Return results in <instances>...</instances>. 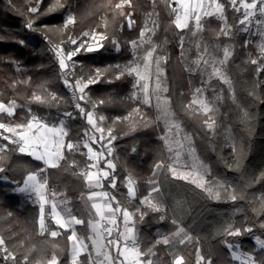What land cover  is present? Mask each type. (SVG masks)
<instances>
[{
  "label": "trees",
  "instance_id": "obj_1",
  "mask_svg": "<svg viewBox=\"0 0 264 264\" xmlns=\"http://www.w3.org/2000/svg\"><path fill=\"white\" fill-rule=\"evenodd\" d=\"M220 1L225 5L232 36L220 35L222 22L214 16L205 21L202 35L210 42L231 41L234 45L230 66L235 74L238 98L233 99L227 94L224 106L228 118L226 124L232 126L235 136L234 149L225 147L223 130L217 129V136L214 137L204 124L208 117L187 107L201 77L186 70L178 44L180 35L186 31L176 28L174 24L171 0H131V6L125 4L122 9L115 7L121 0H61L65 7L50 14L44 13L54 0H11V4L9 0H0V102L9 104L15 100L19 105L12 116L0 113L3 123L23 124L33 114L56 117L71 113L75 116L68 121L66 139L73 142L82 140L89 125L85 116L76 111L69 87L63 82L53 45L66 44L70 36L80 40L85 32L93 30L107 36L98 51H81L76 56L79 65H76L71 78L94 74L95 69H107L102 72L99 82L86 88L90 100L95 104L96 113L105 117V127L111 128L116 137V167L110 178L104 181L103 188L113 194L116 206L119 202L121 208L131 212L137 208L146 212L143 222L137 220L136 225L142 250L152 247L155 253V256L145 257L151 258L153 264H172L173 256L167 245L156 243V231L162 229L165 233H172L176 225L172 223L168 209L163 213L153 212L146 205L142 206L140 200L149 195V181L155 165L161 161L166 164L169 156L161 139L163 129L155 109L130 98L134 76L125 75L120 79H113V76L118 71L117 65L124 66L132 58L129 43L140 37L145 17L154 10L160 19L157 39L167 42L165 71L171 108L196 136L198 154L210 164L214 176L229 178L237 193L240 194L242 190L243 195V199L235 201H215L196 184L170 177L185 193L189 204L190 214L182 225L187 230H191L208 210L229 212L238 207L242 210L231 219L234 229H240V236L222 234L209 242L196 238L182 251L185 264H196L199 252L212 264H238L227 247L228 243H239L241 250L258 259L264 257V249L258 250L254 241L255 237L264 238V227H261L264 213L259 211L264 198V64L259 67L258 63H263L264 59L256 54L257 63L250 62L249 45L246 35L239 30L237 15L228 0ZM29 7L39 8V13L32 14L37 17L34 27L45 33L48 39L25 27ZM69 12L75 15L76 23L63 31L58 30ZM129 14L134 20L131 28L127 19ZM44 25L51 30L44 29ZM113 39L121 45L118 52L114 49ZM20 40L25 42L24 45L19 43ZM34 94L44 97L46 102H36ZM50 94H55L57 99L51 100ZM100 100L105 102L100 104ZM138 105L140 109H136ZM83 106L86 110L90 109L88 103L84 102ZM245 112L248 113L247 117ZM6 144L8 149L0 153L6 157L0 162L5 167V172L0 173V236H3L9 251L16 255V264H21L25 255L28 256V264H36L53 255L59 264H69L71 241L68 236L71 230L61 229L57 237L46 232L42 234L39 230L40 206L12 193L13 189L23 184L29 172L40 171L44 164L19 152L17 146L9 141ZM87 153L84 146L71 152L65 150L60 167L47 168L41 177L47 180L51 188L70 199L74 214L85 221L76 230L85 235L88 233L89 215L81 195L87 192V181L81 173L91 163ZM129 176L136 184L138 196L134 200L128 197L125 186ZM113 177L114 188L110 184ZM161 215L164 216L163 220L160 219ZM210 228V225L206 227ZM247 228L252 231H245ZM81 260L82 264H87V254L82 255ZM9 264L13 262L10 260Z\"/></svg>",
  "mask_w": 264,
  "mask_h": 264
},
{
  "label": "snow or ice",
  "instance_id": "obj_2",
  "mask_svg": "<svg viewBox=\"0 0 264 264\" xmlns=\"http://www.w3.org/2000/svg\"><path fill=\"white\" fill-rule=\"evenodd\" d=\"M9 3L11 4V0H9ZM127 4L131 6V0H121L120 4H117L115 7L117 9H122L123 6ZM259 4V8L257 7ZM230 5L233 7V9L237 12L241 11L243 9V18L239 21L240 24H245L246 21H249V18L252 16H255L257 11L260 12L261 15H264V0H251L249 3L248 0H240V7H237V0H230ZM65 5L61 3V0H54V3L47 9V12L44 14H50L53 13L61 8H64ZM180 12H178L174 19V24L176 28L178 29H185L189 26V21L194 19L195 22V29L201 30V12L203 13L204 17H211L216 16L218 19L225 22V27H222L220 29V35L223 36H229L230 35V28L226 25V17H225V5L223 3H220L219 0H208L207 3H205V0H196V3L192 5L191 0H180ZM173 11H176L173 9ZM29 18L27 19V22L25 24V27L29 30L36 31L35 20L36 16L32 14L39 13L38 7H29L28 8ZM121 15H123V12L121 11ZM128 19V26L129 28L132 27L134 24V20L131 18V14L127 17ZM250 22V21H249ZM76 23V17L75 15L69 13L67 17L65 18V22L62 26V28L58 29L60 31H63L64 29H67L69 25H73ZM257 23H262L261 21H257ZM157 25H155V22H153V27H149L148 24H145L144 30L140 32L139 40H133L130 42V45L133 49V55L134 60L132 62H129V64L120 66L117 65V73L114 74L113 79H120L121 77L125 75L134 76L136 83L134 84L135 87H139L140 90L144 94V101L147 103L149 101L148 96V85L147 81L150 78V67L153 63V54L156 52V46L153 45L150 50H147L142 58H138L135 55V50L140 47L143 43H145V35L146 33H153L154 34V28ZM44 29H49V26L44 25ZM107 25L105 24V28ZM244 31H247V27L244 29ZM84 36L91 35V41L92 43H89L86 40H81L79 43L77 39L72 38L71 36L68 38V42L72 45H76L74 49L69 51L67 54H65L63 47L60 44L53 45V51L55 53V56L57 58L59 68L61 70V75L64 77V84L73 89V96L78 101L85 100V89L88 88L90 85L95 84L99 82V79L101 78L102 72H106L107 69H95L94 74H89L87 76H80L74 80V82L70 83L68 80V76L72 75L74 73L75 69V63L73 62L71 65L68 63L69 61L73 60V57L76 56L83 50L84 52L91 53L96 52L100 48L103 47L99 41H102L104 39H107V36L104 34H99V39L97 38L98 34L92 33L89 34L85 32L83 34ZM46 39H48L47 35L45 36ZM50 42V41H49ZM150 43V38L147 41ZM19 43L21 45H24V41L20 40ZM63 43V42H61ZM112 43L116 45L117 51L119 50L118 42L113 39ZM181 48H183V42L181 41ZM261 51L264 52V44L261 45ZM204 53L208 54L207 47L204 48ZM222 58L218 61L220 67L215 66V64L212 66V72L209 76V79L212 77H215L219 80H221L224 84H227L229 87V91H232V82L230 78L227 77L226 73L223 72L221 69L224 65H226V62L232 55V49L230 46H226L222 48ZM198 59L195 63L197 66L200 65L201 59ZM142 59V64L140 60ZM162 60H166V57L164 56H158L155 60V64L157 67V73H156V89H160V73H159V65ZM205 65L208 64L207 60L203 61ZM253 64H256V60L250 61ZM144 81L145 83L141 84L140 82ZM110 82V81H106ZM163 91H167L166 88L163 89ZM77 92L79 95H77ZM203 90L201 88H197L195 90V95L192 100V103L189 104L187 107L192 108V105H195L199 103V108L203 112L205 116L208 115V113L214 112L215 108L211 101H208L204 98L197 100V96L202 97ZM135 95V93H133ZM51 100H56L55 94H50ZM221 97H216L215 99L219 100ZM233 98H234V92H233ZM33 99L36 102L39 103H45V98L40 95L33 96ZM160 97L157 96V108L161 111L164 118L166 119V123H168V132L171 133L173 129L176 130L177 133L181 132L182 129L180 127V124L174 119V113L170 111L169 108V102L165 99L163 103L161 104L159 102ZM105 101L100 100L99 103L103 104ZM18 105L16 104L15 100H12L9 102V104H4L3 102H0V113H7L8 116H12L15 113L16 108ZM75 107L79 109L80 113L85 116V119L87 121V124L91 126V128L94 130V132L100 133V140L104 139L105 136V128L100 126L97 122V118L94 117L92 111L85 112V109L81 107L79 103H76ZM95 107V106H94ZM138 111V110H137ZM244 115L247 117L248 113L245 112ZM66 117H71V113H65ZM105 119L104 116H99L98 120L100 122H103ZM119 119V118H117ZM209 120H211V117L206 119L204 121V124L207 126L209 130H213L215 126V121L212 120L210 123ZM0 129L4 130V132H8L11 135H3L0 133V135L3 136L4 140L9 141L10 144L17 145V149L21 153L27 152L28 155L33 156L36 160L42 161L43 164L46 166V168H58L60 167V161L63 160L65 157L63 155V149L65 148V142L64 138L68 136V130L65 126V122L62 120L59 122L58 126H52L49 127L47 123L43 121V119L36 117L35 115H32L31 119H29L26 123L23 124H17L15 126H9L5 123H0ZM85 135H88L86 132ZM107 136L111 137V139L108 141L110 144L112 140H115L116 137L112 135V129H107ZM161 139L164 140L165 145L168 147V150L171 152V144L169 143V138L167 136L161 137ZM185 140L188 141L189 144H191V137L185 134L184 137ZM89 140H92L93 142L96 141L95 135L89 136ZM54 145V149H53ZM85 148L88 149V159L91 161H99L103 153L96 152L93 150V148L85 142L83 144ZM80 143L77 142L76 144H73L72 142L67 143L66 148L68 151H72L73 149H79ZM183 147V145H181ZM8 149V145H0V153L5 152ZM135 150V149H133ZM108 156H111L112 149L107 148L106 149ZM190 152H194V149L189 148ZM176 159L179 158L180 153H176ZM6 159L5 156L0 155V162H3ZM105 164L106 168L108 170H97V171H90L86 170L81 173L82 177L87 181V186L90 189L93 188H101L102 187V180L105 178H108L110 175V171L114 172L116 165L112 162L110 159L105 158ZM91 168H96V164H92L90 166ZM164 167L163 161L160 163H157L155 165L156 169H161ZM197 167L203 168L205 172H207V169L202 164H196L194 163L192 165L193 169H196ZM45 171V169H41L39 172H29L26 176V178L23 181V187H17L15 190L20 193H27L29 195L35 194L37 197V202H39L40 205V214H39V230L43 234L45 232H49V234L52 237H57L60 235V232L52 230L50 231L49 228L46 226L45 222V204L50 203V217L55 222L56 225L59 226L61 229L65 230H71V234L68 236V239L72 241L71 245V264H81L80 256L81 254L86 253L88 260L92 261V252L88 250V244L85 243L84 238L78 237L75 225H81L84 224L85 221L83 219H78L75 215L72 214V211L70 208H64L62 211H57V204L54 202H50L45 195V190L47 188V180L44 179L43 182L40 179V173ZM168 171L171 172L173 176L178 177L179 179H188L190 175H192L191 172L180 174L177 172V169L175 167H168ZM5 172V167L2 166V163H0V173ZM153 175L155 176L156 173L154 172ZM3 179H7V177H3ZM192 183L196 184L197 187L203 188L208 195L213 199H220L221 198V192L219 190L213 191L211 187H205L204 183H200L197 180H192ZM153 185L151 188V191L149 192V195L144 197L141 201V205H146L148 209H150L153 212H164V206L160 202L158 197H152V193H159V187L156 184L155 180L149 181ZM111 186L114 188L115 185V178L110 181ZM126 188L128 197L130 199H135L136 197V186L134 179L129 176L126 180ZM218 187L220 189H223L225 192L227 198L235 201L237 199H243L242 190L241 193L238 194L237 190L235 188H230L226 184L219 183ZM53 196L56 194L53 193ZM102 201L99 202L98 201ZM87 199L89 201H92L90 207L91 209H94V215L98 217L99 219L95 222L89 220L88 224L92 231V236L89 237L91 240L92 246L95 249V256L97 258L102 257L103 259H99L95 262V264H114L113 257L110 252L105 251L106 245L104 243L105 236L104 232H107L109 236H111L113 228L111 226L117 225V213L119 212L122 216V222L124 226V231L119 232V229L117 228L118 236L116 239L108 240L107 243L110 245H113L116 247L118 251V256L123 257V260L120 261V264H153V260L151 258L145 259V257H151L155 256V253L153 252L152 247H148L146 250H142L141 248V241L139 239V234L136 230V222L137 220L139 222H143L144 216L146 215V212H142L140 208H137L135 212L129 211L127 208L121 209L119 206V202H117V207L113 208L111 201H115V197L109 198L107 192H96L92 191ZM259 211L261 213H264V198L261 200V205ZM11 215V213H9ZM161 220L164 219V216L161 215ZM101 221H106L107 227L105 224H102ZM172 223L176 225V230L171 234V236L161 234V238L156 241V243H162L164 245H169L173 242L178 244H183L185 240H191L192 237L188 235V233L185 231V229L177 224L176 220H172ZM261 227H264V224H261ZM103 230V231H102ZM227 235L230 236H240L241 231L239 228H232L231 225H229L224 230ZM245 231L251 232V228H247ZM121 239L123 240V248L121 250ZM257 244L260 246L261 249H264V240H261L259 237L256 238ZM228 248H233L232 244L227 245ZM0 254H6L4 255V260H11L13 264H16V255L9 251L8 247L5 245V240L3 236H0ZM232 255L236 259H240V256L237 254V252L233 251ZM212 264L211 260H205V257L197 253V261L196 264ZM21 264H28V256L25 255L22 259ZM36 264H59L57 258L55 255L51 256V258L43 260V261H37ZM172 264H185L184 257L182 255L173 254ZM242 264H264V257L262 258H256L252 255H246L245 258L242 260Z\"/></svg>",
  "mask_w": 264,
  "mask_h": 264
},
{
  "label": "rangeland",
  "instance_id": "obj_3",
  "mask_svg": "<svg viewBox=\"0 0 264 264\" xmlns=\"http://www.w3.org/2000/svg\"><path fill=\"white\" fill-rule=\"evenodd\" d=\"M39 1H41V0H39ZM207 2H208V0H205V3H207ZM219 2L222 3L220 0H219ZM228 2L230 3V0H228ZM248 2L250 3L251 0H248ZM191 3H192V5H194L196 3V0H191ZM171 4H172L173 9L176 10V11H174L175 16H176V14L178 12H180V10H181L180 9V0H171ZM237 7H240V0H237ZM257 7L259 8V4ZM69 13H71V12H69ZM69 13L66 14L65 18L67 17V15ZM235 13L237 15L238 23H239V21L243 18V9H241V11H239V12L235 11ZM224 14L226 17V13H224ZM214 17H216V16H214ZM208 18L209 17H204L203 13L201 12L202 29L196 30L194 19L190 20L188 28L183 29L186 32L183 35H180V37H179V42H178L179 49L181 50V53L183 55V60H184L186 70L191 74H199L201 77V79H200L201 81H200L199 85L194 89L192 97H191V101L189 104L192 103V100H193L194 95H195V90L197 88H201L203 90L202 97L197 96L196 97L197 100L199 101V99L204 98L208 101H211L214 105V108H215L214 112L208 113V115H207L208 118L211 117V120H209L210 123L212 122V120L215 121L214 129L210 130V131L213 133L214 137H216L217 136V129L223 130L224 135H225V140H226L225 147L229 148V149H234V147H235V136L233 135V132H232V126L229 124H226V123H228V121H227L228 118H227V113L224 110L227 94H230L231 97L233 98V92H234V98L233 99L238 98V88H237V84H236V80H235V74H234L233 69L230 66V61H231L232 55L234 53V45L231 41L210 42L203 37L202 32L204 30V23ZM249 21H246L245 24L239 23V25H240L239 30L242 34L246 35V42L249 45V49H250L249 50L250 51L249 60H256L257 61L258 58L255 56L256 54H259L260 57H262L264 59V52L261 51V45L264 44V15H261L260 12L257 11L255 16H252L249 18ZM257 21H261L262 23L258 24ZM153 22H155V25H157L154 28V34L153 33H146L145 38H144L146 42L143 43L140 47H138L135 50L136 57L142 58L147 50H150L153 45L156 46V52L153 54V63H152L150 70H149L150 71V78L147 81L149 101L147 103H145L143 92L140 90L139 87L134 88V84L136 83L135 77H134L132 90L130 92V98L132 99V101L140 102L141 104H144V105H150L155 109L156 116H157L158 120L160 121V123L162 125V129H163L161 137L167 136L169 138V143L171 144V148H172V151L170 152L168 150V147L166 146L168 156H169V160L166 164H164L163 168H161V169L155 168L154 172L156 173V175L155 176L152 175V177L150 178V181L155 180L156 184L159 187V193H152V197H158L160 202L164 206V210L169 209L171 217L174 220H176L177 222H179L181 225H183L184 222H186L188 217H189L190 208H189V204H188V201L186 199L185 193L181 190V188L177 184H175L170 179V177H174V178H178V177L173 176L171 174V172L168 171L169 166L175 167L177 169V172L180 174L189 173V172L192 173V175H190L188 177V179H184V180H187L189 182H191L192 180H197L200 183H204L205 187H211L213 189V191L219 190L221 192V198L220 199H213L212 198L215 201H230L231 200V199L227 198L223 189H220L218 187V182L226 184L230 188H234V186H233V184L229 178L220 179V178L214 176L213 170H212L210 164L208 162H206L198 154L197 147H196V136L186 128V126L182 122V120L176 116V114L173 112V110L171 108L170 101H169V98L167 96V91H163L164 88H166L168 90V80H167L166 71H165V63L167 60V49H166L167 42L165 40H158L157 39L160 19L158 16V12L156 10L152 11L151 13H149L145 17L144 28H145L146 23L148 24L149 27H153ZM221 22H222V27H225V22L222 20H221ZM226 25L228 28H230V35L229 36H232L231 27L227 22V17H226ZM246 27H247V31H244V29ZM144 28H143V30H144ZM47 31H49V30H47ZM87 33L98 34V36H97L98 39H99V34H102L96 30L87 31ZM149 38L151 41L150 43L147 42L149 40ZM81 40H86L89 43H92L91 35L84 36L80 40L77 39L78 43ZM136 40L138 41L139 38ZM181 41L183 42V48H181ZM102 42H103V40L99 41V43H101V44H102ZM60 45L63 47L65 54H67L69 51H71L72 49H74L76 47V45H72L69 42H66V44H60ZM118 45H119L118 51H120L121 45L119 43H118ZM226 46L231 47L232 55L228 59V61L226 62V65H224L221 70L226 73L228 78H230V80L232 82V91H229L228 85L224 84L221 80H219L215 77H212L211 79H209V76L212 72V66L215 64V66L220 67L218 61L222 58V55H223L222 48L226 47ZM205 47H207V49H208V54L204 53ZM114 49L116 52H118L116 45H114ZM81 51H83V50H81ZM130 51L132 53V58L127 63H125L124 65H127V64H129V62H132L134 60L133 49H132L131 45H130ZM76 56L73 57L72 61L68 62L70 65L74 62L75 67H76V65H79V62L76 60ZM158 56L166 57V60H162L160 62V65H159V73H160V89L159 90L156 89L157 67L155 64V60ZM201 57H203V58L201 59L200 65L197 66L195 62L198 59H200ZM204 60L208 61L207 65L204 64V62H203ZM140 62L142 64V59L140 60ZM258 63H259V67L262 64H264V62L263 63L258 62ZM68 77L70 78L72 76L69 75ZM140 83L143 84L145 82L141 81ZM133 93H135V95H133ZM85 94L88 98V101L90 104V109L86 110V107H84L83 104L81 105V107H83L85 109V112H88V111L93 112L94 117L97 118L98 124H100V126L105 128V136H104L103 140H100V133L94 132V130L89 125V128L85 131V133L87 132L88 135L84 134L83 139L80 141H77V142L80 143V146H82L85 142H87L93 148L94 151L103 153L102 158L99 160L100 163H105V158L112 160V162L114 163L116 150H115V146H114V140H112L110 144L108 143V141L111 139V137L107 136V129H109V128L105 127V125H104L105 120L103 122H100L98 120V117L100 115H98L96 113V110L94 107L95 104L93 101L90 100L89 94H88L86 89H85ZM157 96L160 97L159 102L161 104L163 103V101L165 99L169 102L168 106L170 108V111L172 113H174V119L180 124V127L182 129L181 132L177 133L175 129H173V131L171 133L168 132V123H166V119L164 118L163 114L161 113V111L156 106L158 103ZM216 97H221V98L219 100H217V99H215ZM18 107H19V105H18ZM136 109H140L139 105L136 107ZM190 109H192L198 113L203 114V112L199 108V103L192 105V108H190ZM76 111H78L80 113L79 109H77V108H76ZM33 115H35L38 118L43 119V121L45 123H47L49 125V127H52L54 125L58 126L59 122L63 120L65 122V126H66L68 132H69L68 121L72 116H75V114H72L71 117H66L65 114L58 115L56 117L38 116L36 114H33ZM0 123H3V122L0 121ZM9 126H15V125H9ZM0 133H2L3 135H8V136L11 135L8 132H4V130H2V129H0ZM185 134H187L188 136L191 137V144H189L188 141L184 139ZM91 135H95V137H96L95 142H93L92 140H89V136H91ZM64 142H65V148L63 149V155H64L65 150H67V148H66L67 143H69V142H72L73 144L77 143V142H73V141H67L66 137L64 138ZM6 143H7V140H4L3 136L0 135V145H5ZM181 145H183V147H181ZM107 148L112 149L111 156H108V153L106 151ZM189 148L194 149V152H190ZM53 149H54V145H53ZM177 152L180 153L178 159H176V155H175ZM194 163H196L198 165L202 164L203 166H205L207 169V172H205L204 169L200 168V167L193 169L192 165ZM43 169H47L46 166L43 167ZM43 172L40 173V179H41V175ZM111 174H112V171H110V175ZM110 175L108 178H105L102 180V184H104V181H106V179L110 178ZM41 181L43 182L42 179H41ZM135 186H136V184H135ZM149 187H150V191H151V188L153 187V185L151 183H149ZM103 190H105V189L103 188ZM105 191L108 193L109 198L113 197V194L110 191H108V190H105ZM14 192L15 191L13 189L12 193L15 194ZM53 193L58 195L59 192H57L56 190H54L53 188H51L47 184V188L45 190V195L49 198ZM137 196H138V194L136 191V197ZM34 199L36 200V198H34ZM142 199L140 200V202L142 201ZM30 202L37 204L36 201L30 200ZM84 202L86 203V205L88 207H90V205L92 203L86 197H84ZM111 202L113 203L114 201H111ZM114 206H116V205L114 204ZM92 211H93V209H92ZM241 211L242 210L240 207L234 208V209L230 210L229 212H219L216 210H208L206 212L205 216L202 217L198 222H196L191 230H188V231L185 230L188 233V235L190 237H192V239L191 240L186 239L183 244H178V243L173 242L170 244L171 248L169 246V249L171 251H173L175 254L179 255L182 253V251L185 249V247L188 246L196 238H202L206 242H209V240L211 238H215V237L220 236L222 234H226V232L224 231L225 228H227L229 225H231L232 228H234L233 222L231 221V219H233L236 215L241 213ZM48 216H49V214H48V211L46 210L45 211V222H46V226L51 231L52 226L50 224V220H49ZM208 225L211 226L210 229H206V227ZM181 227L184 228V226H181ZM60 230H59V232H60ZM208 230H210V231H208ZM46 233L49 234V232H46ZM162 233L165 235L171 236V234L173 232L167 234L162 229H159V230H157L156 234L159 238H161L160 236ZM256 238L257 237L254 238L255 242H256ZM259 238L261 240H264V238H262V237H259ZM228 244H231V243H228ZM232 245H233V248H231V249L229 248L231 250V252L235 251L240 256V259H236L233 257L238 262V264H242V260L245 258L246 255H252V254H248L247 252L241 250L239 243H234V244L232 243ZM257 246H258V250H261V248L258 244H257ZM199 254L201 255L200 252H199ZM252 256H254V255H252ZM80 261H82V260L80 259ZM202 263L203 262H201V264ZM2 264H3V262H2Z\"/></svg>",
  "mask_w": 264,
  "mask_h": 264
},
{
  "label": "crops",
  "instance_id": "obj_4",
  "mask_svg": "<svg viewBox=\"0 0 264 264\" xmlns=\"http://www.w3.org/2000/svg\"><path fill=\"white\" fill-rule=\"evenodd\" d=\"M82 146H83V145H82ZM87 151H88V149H87ZM25 154H27V152H25ZM31 157L34 158L33 156H31ZM34 159H35V158H34ZM38 161H39V160H38ZM41 162H42V161H41ZM42 163H43V162H42ZM92 164H96V168H91L90 166H91ZM114 164H115V162H114ZM44 167H45V165H44ZM98 169H99V170H108V169L106 168V164H105V163H100L99 161H91V163L89 164V166H88L86 169H84L83 171H86V170L97 171ZM45 170H46V169H45ZM42 174H43V173H42ZM41 177H42V175H41ZM47 184H48V182H47ZM17 187H23V184L20 185V186H17ZM17 187H16V188H17ZM16 188H15V189H16ZM15 189H14V191H15L14 193H15L18 197L23 198L24 200H27V201H30V200H31V201H36V202H37V197L35 196V194H31V195H29V194H27V193H20V192H17ZM92 191H96V192H106V191L103 190V184H102V187H101V188H93V189H90V188L87 186V192H85V193H83V194L81 195V201L83 202V205H84V207H85V209H86V211H87V213H88V215H89V217H88V221L91 220V221L95 222L96 220L99 219L98 217H96V216L94 215V211H95V210L93 209V211H92V209H90L91 207H88V206L86 205V203L84 202V197L87 198L88 195H89ZM20 195H21V196H20ZM34 198H36V200H35ZM46 198H47L50 202H54V203L57 204V211H62V209H64V208H70L71 211H72V214L75 215L74 212H73V209H72V205H71L70 199L67 198V197H65L63 194L58 193V195H55V196L51 195L49 198L46 196ZM98 201H99V198H98ZM91 202H92V201H91ZM99 202H102V201H99ZM111 203H112V202H111ZM115 203H116V201H114V202L112 203V207H113V208H116V206H114ZM37 204L39 205V202H37ZM39 206H40V205H39ZM44 208H45V211L47 210V211H48V214H49L48 218H49V220H50V224H51V226H52V229L50 228L51 231H52V230H55V231H58V232H59V230H60L61 228H59V226L56 225L55 222H54V221L51 219V217H50V203H49V204H45ZM120 208H121V207H120ZM121 209H123V208H121ZM168 210H169V209H168ZM129 211H130V210H129ZM75 216H76V215H75ZM76 217H77V216H76ZM77 218H78V217H77ZM78 219H80V218H78ZM116 219H117V225H116V226H111V227L113 228V231H112L111 236H109V235L107 234V232H104V233H105V234H104V236H105L104 243H105V245H106L105 251L111 253V255H112V257H113V260H114V264H120V261L123 260V257H119V256H118V251H117V249H116L115 246L110 245V244L107 243L108 240H112V239H116V238H117V236H118L117 228L119 229V232H123V231H124V226H123V222H122V216H121V214H120L119 212L117 213ZM173 220H174V219H173ZM101 223H102V224H105L106 227L108 226V225L106 224V221H101ZM177 224L181 225L179 222H177ZM81 225H82V224H81ZM78 226H80V225H75V226H74L75 229H76ZM181 226H182V225H181ZM69 230H70V229H69ZM136 230H137V232L139 231L137 225H136ZM185 230L188 231L186 228H185ZM76 232H77L78 237H82V238H84L85 243L88 244V250L91 251L92 254H93V256H92V261L90 262V261L88 260V263H87V264H95V262L98 261L99 259H103L102 257L97 258V257L95 256V249L93 248L92 243H91V240L89 239V237L92 236V231H91V228H90L89 224H88V233H87L86 235H85L84 233H79L77 230H76ZM156 233H157V231H156ZM162 234H163V233H162ZM167 234H169V233H167ZM156 236H157V234H156ZM160 237H161V236H160ZM157 239H160V238L157 236ZM71 245H72V241H71ZM169 246H170V244L167 245V247H168V251L170 250V249H169ZM122 248H123V240L121 239V250H122ZM170 248H171V246H170ZM169 252L172 254V256H173V254H175V253H174L173 251H171V250H170ZM85 254H86V253L81 254V256H82V255H85ZM179 255H182V253L179 254ZM81 256H80V259H81ZM69 264H71V250H70V263H69ZM81 264H82V261H81Z\"/></svg>",
  "mask_w": 264,
  "mask_h": 264
},
{
  "label": "built area",
  "instance_id": "obj_5",
  "mask_svg": "<svg viewBox=\"0 0 264 264\" xmlns=\"http://www.w3.org/2000/svg\"><path fill=\"white\" fill-rule=\"evenodd\" d=\"M35 32H37V33H41V34H42V37H45V33H43L41 30L36 29ZM67 78H69V77H67ZM68 80H69L70 83H72V82H74L75 79H72V78L70 77ZM69 93H70V96H71V98H72V101H73V103H74L75 105H76V103H79L80 105H82L84 102L89 104V101H88V98H87L86 94H85V100L78 101V100L75 99L74 96H73V89L69 88ZM77 95H79L78 92H77ZM4 255H6V254H0V258H1L2 262H3V264H9V263H10V260H7V261L4 260V258H3Z\"/></svg>",
  "mask_w": 264,
  "mask_h": 264
}]
</instances>
